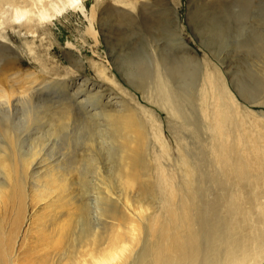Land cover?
<instances>
[{"label":"rangeland","instance_id":"obj_1","mask_svg":"<svg viewBox=\"0 0 264 264\" xmlns=\"http://www.w3.org/2000/svg\"><path fill=\"white\" fill-rule=\"evenodd\" d=\"M101 1L90 0L86 6L84 5L86 13L67 8L64 11L66 14L64 12H62L63 14L61 13L62 15L60 14V16H63L60 17L61 21L53 20L52 23L42 27V30L35 27L36 31L34 33L26 34L25 31H21L14 26L1 30L4 25L0 26V32L6 38L5 41L20 56L19 58L23 62V73L30 74L35 72L43 74L45 67V69H50L52 64H56L57 73L46 74L47 78H57L62 81L78 76V80L75 79V81H80L85 79L84 77H88L91 79V84L95 82L101 88L111 86L121 99H127V103H131V106L137 108L139 114H141L139 116L147 124L151 134L152 141L150 142L147 160L150 170L147 169V171L148 173L151 172L148 176L153 181L151 185L154 182L156 183L153 184L154 187L149 185L146 191L145 187H139L140 184L138 183L134 185H128L129 183L123 185L108 183L110 188L104 186L98 180L100 177L110 179V177H115V174L118 176V173L115 166H113L112 152L110 153L109 149L101 150L99 146L95 148V151L101 154L99 159L96 155L94 156L100 162V164L96 165L101 166L102 172L96 169L95 164L85 166L87 171V184L85 186L77 184L80 180L78 169L67 170L66 173L60 168L53 170L50 162L51 156H63L66 154L65 160L61 164L66 162L65 166H69L68 162L71 154H73L72 151H78L79 153L84 151L85 146L80 145L81 140L90 137L92 134L90 128L76 124L70 128L72 132L69 130L71 139L65 136L49 138L50 141H47L46 146L47 150L44 152L41 151L44 143L39 139L40 141L37 140L35 142L42 145L39 144L37 148L34 147L31 150L32 152L29 151L31 139L35 136L38 137L40 134L37 132V120L30 119L31 122L26 120L27 111L25 109L26 106H32V110L34 108L35 112H41L42 108H38L36 103L41 104L42 101L36 95L33 105L21 106L12 115V121L15 125L13 127H16L15 129L19 136L21 134L20 138L22 141L25 144L27 143L25 150L29 151V155H26V157H31L29 162L35 158L40 163L38 168L29 165V167L24 169L25 195L27 196H25V206L22 208V214L17 219V224L21 223L22 231L17 243L18 256L16 255L15 257L16 264H23L22 262L24 264H80L82 260L90 258V254H99H94L96 251L93 252L92 247H89L88 239H86L88 240L86 243H80L82 233L86 229L89 230L87 234L92 230L105 233L100 234L105 239V244L102 246L103 249L101 248L103 253H108L105 250H111L109 248L113 246L115 249H117L118 245L124 247L125 240L128 241L130 239L136 241L135 243L139 242L133 250L135 251L141 246L140 236L145 233L141 231L144 228L150 231L146 225H149L151 220L150 225H152L154 218H161L170 195L174 196L175 202L181 199L182 194L180 192L182 191L175 189L177 186L174 185L173 189L169 187L163 191L157 182L163 173L162 170H165L164 172L168 175L170 174L173 178L174 183L176 181L178 183V178L180 179L183 175L178 170L179 162L177 160L179 154H181L179 152L181 148L179 143L181 146L183 145L182 154L185 152L183 154L185 157H187L185 154H187L188 149L194 156L198 152L194 146L195 141L197 142L195 138L198 137L193 134L194 132L192 133V129L195 128L194 125L183 126V128L180 121L178 123L174 118H171L165 108L145 97L142 87L144 82L149 81L151 74L159 73V75L165 76L174 88H181L186 92L192 93L196 81L198 80L200 85L201 83L203 84L207 77L206 73L208 75L213 70L212 73L215 77L222 76V81L224 80L228 91L237 101L239 112L245 113L244 116H246V121L248 122L247 126L255 129V131H251V137L254 135L255 138L258 137L259 132L264 134V0ZM83 3H85V0H83ZM116 5L135 6L136 8L138 7L137 12H139L140 8H143L141 14L153 19L157 18L158 13H160L159 19H155V22L151 25L149 23V25L146 24L142 18L143 16L140 15H136V19H117L118 14L115 11L112 12L114 10L113 7ZM94 7L96 8L94 9ZM92 12L93 14L97 12L95 24L98 25L96 27L100 31L98 40L87 34L89 22L85 14L90 15ZM111 14L113 17H111ZM153 26L154 28H152ZM176 26L178 27L177 31H175ZM177 33L181 39H178ZM181 42H185L187 47H189L188 55L191 54L190 56L193 58L186 59L181 56L183 54V52H179ZM54 46H58L57 54H53V50H51ZM31 48L33 51L30 50ZM36 52L39 53V56L49 60H47L45 67H40L41 62L36 60ZM15 56L17 57L16 54ZM102 68L105 69L104 77L100 74ZM18 72V69L14 67L6 73L8 80L13 83L14 89L17 87ZM31 79L28 78L27 81L30 82L32 81ZM135 82L141 86L135 88ZM211 96L213 97V93ZM61 97H64L63 91H61ZM41 99L44 100L43 98ZM44 107L46 106L44 105ZM187 112L189 115V110ZM190 118L197 127L200 126V130H204L206 134L202 133L205 137L206 135H211L208 126L205 127L204 125V123H207L206 119L198 123L194 114L190 115ZM155 123L158 126L161 125V136H164L163 140L167 143L166 146L161 145L160 141L156 140L154 132H152L155 128L153 126ZM29 130L30 132H28ZM95 131L98 132V128H95ZM95 134L92 137L97 138L100 142L101 133ZM209 140L210 136L207 143L205 142L206 145L210 144ZM75 144L79 145L76 146ZM254 145L253 141L245 146L244 143L240 142V153L242 155L245 154V156L247 154L249 156L255 154L250 157L251 159L249 158V161H251L249 164L252 165V167L249 165V168L253 169V172L249 169L250 178L253 187L255 189L258 188L256 189L257 191H264V169L262 168L264 166V163L262 164V161H264V150L263 147ZM210 147L212 148V145ZM245 147L249 149L246 150ZM255 147L258 148V151L255 150ZM211 148H209L210 153L207 157L210 156L209 160L212 158L211 160L215 162L217 154ZM162 149L170 150L172 156H166V151L164 152ZM86 152L90 153L87 150ZM191 157L188 158L189 161H192ZM14 158L15 160L19 159L17 151ZM257 158H261L262 161ZM7 160L9 161L10 159ZM193 160H195L194 157ZM253 160L256 161L255 164L252 162ZM165 164L167 165L166 167L164 166ZM172 165L173 167H171ZM78 168H80V165H78ZM167 169H170L169 173ZM145 173L146 170L143 174H139L138 178L146 176ZM60 178L68 179L67 182L73 180L70 187L63 186L64 184ZM73 182H75L74 185ZM244 184L246 182L242 181L241 188H238V191L240 190L238 193L243 194L244 192L245 195L242 197L241 204L242 208L248 211L247 194L250 191V186L246 185L243 188ZM247 187L248 189H246ZM212 193L209 196V202H212ZM171 203H173L172 200ZM108 207L117 209L120 214L110 215L111 218L104 216V209H109ZM225 207L226 205L223 209ZM97 212L100 214L99 218L97 217ZM253 212H256V208ZM154 214L157 215L155 216ZM9 216L16 218L15 211L13 213L10 211ZM123 216L124 218H122ZM253 217H255L254 213H248L246 216L244 214L237 216L236 219L244 225L237 236L245 234L251 229ZM124 219L127 220L125 221ZM10 222H12L11 219ZM143 225L146 227H143ZM104 226L106 230L101 229ZM98 227L101 228L98 229ZM149 227L151 228L152 226ZM88 238L90 239V237ZM122 246L118 247V249L123 248ZM261 264H264V261Z\"/></svg>","mask_w":264,"mask_h":264},{"label":"bare ground","instance_id":"obj_2","mask_svg":"<svg viewBox=\"0 0 264 264\" xmlns=\"http://www.w3.org/2000/svg\"><path fill=\"white\" fill-rule=\"evenodd\" d=\"M88 2L90 0H85V3H83V0H0V26L4 25L1 30L14 26L18 27L21 31H25L26 34L34 33L36 31L35 27L42 30V27L52 23L53 20L61 21L60 17L63 16H60V14L66 11L67 8L86 13L84 5L86 6ZM134 7L116 5L113 7L114 10L112 12L115 11L118 14L116 18L121 20L136 19V15L143 16L142 18L145 23H149L150 25L160 15L158 13L157 18L153 19L141 14L143 8H140L139 12H137L138 7H135L136 9ZM96 13L93 14L92 12V14H85V16L89 22L87 34L98 40V33L100 31L97 30L96 26L98 25L95 24ZM112 14L111 17H113ZM163 18L165 19V17ZM130 22L128 23L131 24ZM163 22L165 21L163 20ZM124 24L126 23L124 22ZM177 29L178 27L176 26L175 31ZM177 36L178 39H181L178 33ZM5 39L4 35L0 32V264H16L17 243L22 231L20 227L21 223L17 224V219L22 214V208L25 206V196H27L25 195L24 169L29 167V165L38 168L40 164L35 158L29 162L31 157H26L34 147L37 148L39 144L42 145L35 141L39 139L41 142L43 141L44 144L41 147V151L44 152L47 150L46 146L49 138H57L59 136L69 138V130L76 124L88 127L92 135L90 134V137L81 140L82 142L80 141V145L85 146V150L81 153L72 151L73 154H71L68 162L69 166H65L66 162L61 164L65 160L66 154L63 156H51L52 169L58 170L60 168L64 173L67 170L73 171L78 169L80 180L77 184L85 186L87 184L85 166L100 164L94 156L96 155L99 159L101 154L95 151V148L99 146L101 150L109 149L110 153L112 152L113 166H115L118 173V176L116 174L112 178L109 176L110 179L100 177L98 180L101 184L110 188L108 183H113V185L128 183V185H134L138 183L140 184L138 186L141 188L142 186L145 187L146 191L153 182L150 180V177L148 178L151 172L148 173L147 171V169L150 170L147 160L152 140L149 127L143 122L142 117L139 116L141 114H139L138 109L131 106V103H127V99H121L111 86L101 88L95 82L91 84V79L88 77H84L85 79L82 80L79 79L80 81H77L78 76L62 81L57 78H47L46 74H55L58 69L55 66L56 64L50 65V69H45L48 59L39 56L37 52L36 60L41 62H39L40 67H45L43 74L39 72V74L35 72L25 74L22 71L23 62L20 60V56H18L17 52ZM57 47L54 46L51 49L53 50V54H57ZM179 49V52H183L182 57L186 59L193 58L190 56L191 54L188 55L189 47H187L185 42H181ZM30 50L33 51L32 48ZM14 67L19 71L16 89H14L13 83L8 80L6 74ZM100 72L104 77L105 69L102 68ZM211 73L208 75L206 73L207 77L203 84L201 83L200 85L198 80L196 81L192 93L186 92L181 88H174L170 84V81L165 76L159 75V73H156L157 75L151 74L149 81L144 82L142 90L145 92V97L148 100L165 108L171 118H174L178 123L180 121L182 127L194 125L195 128L192 129V133L194 132L193 134L198 137L195 138L197 142L195 141L194 143L198 152L193 156L190 153V149L184 148L188 149L187 154H185L187 157H185L183 155L185 152L182 154L183 145L181 146L179 143L181 147L179 152L182 155L179 154L177 160L179 162L178 170L183 175L180 179L178 178V183L177 181V184L174 183L173 178L170 174L165 173V170H162L163 173L160 175V178L157 177L159 178L157 183L163 191L169 187L173 189L177 186L175 189L182 191L180 192L182 197L179 201L175 197L177 200L175 202L174 196L170 195L169 199L165 200L166 205L164 212L162 211L161 218H154L152 225H150L152 220L149 225L145 222L150 231L145 230V228L141 231L145 233H142L143 235L140 236L141 240L139 241H141V246L137 250L133 251L139 242L135 243L136 241L130 239L131 241L125 240V248L121 245L123 248L118 249V247H121L118 245L117 249H115L113 246L109 248L111 250H105L108 253H103L102 246L105 244V239L103 235H100L103 232L99 233V231L92 230L87 234L89 230L86 229L82 233L80 243H86L89 240V247H92L93 252L96 251L94 254H99L93 255L91 252L90 258L80 260V264H261L264 261V191H257L256 189L258 188L255 189L253 187L250 178L249 163L251 161L249 160L255 154L249 156L245 152L247 154L245 156V154L242 155L240 153V142L244 143L245 146L253 141L254 146L258 145L263 147L264 150V134L259 132L258 137L255 138V135L252 136L254 138L251 137V131H255V129L247 126L248 122L246 121V116H244L245 113L239 112L240 109L237 101L228 91L224 80L222 81V76L215 77ZM28 78H32L31 83L27 81ZM75 79L77 80L75 81ZM139 86L141 85L135 82V88H139ZM61 91H63L64 97H61ZM212 93L214 99L211 96ZM36 95L42 101L41 104L36 103L38 104V108H42L41 112H35L34 108V111L32 110V106H26L27 104L33 105L32 103H34ZM21 106H26L27 121L31 122L30 119L37 120V132L40 134L38 135L39 138L35 136L31 139L29 151L25 150L27 143L25 144L22 141L20 138L21 134L19 136V133L15 129L16 127H13L15 125L12 121V115ZM143 111L145 112V110ZM192 114H194L198 123L202 122V120H207L208 125L207 123H204V125L205 127L208 126V130L211 132V135H209L210 144H205L209 136L206 135L205 137L204 134L206 133H204V130H200V126L197 127L191 121L190 115ZM256 123L258 124V122ZM153 126L155 128L152 132H154L156 140L160 141L161 145L166 146L167 143L163 140L164 136H161V125L158 126L155 123ZM95 128H98V132L95 131ZM31 133L34 134L33 131ZM95 133H101L100 142L97 138L92 137L96 135ZM231 137L233 145L231 144ZM34 142L37 144L35 145ZM75 145L78 146L79 144ZM211 145L213 149L210 147ZM209 148L217 154L215 162L211 160L212 158L209 160L210 156L207 157L210 153ZM245 149L248 150L249 148L245 147ZM257 149L255 147V150ZM86 150L90 153L86 152ZM16 151L18 152L19 159L17 160L19 161L14 158ZM162 151H166V156H172L170 150L162 149ZM163 157L165 156L163 155ZM189 157L192 158V161L188 160ZM193 157L195 160H193ZM7 159L10 160L8 161ZM257 159L262 161L261 158ZM252 162L255 164L256 161L253 160ZM263 163L264 161H262ZM78 165H80V168H78ZM164 166L166 167L167 165L165 164ZM262 168L264 169V166ZM96 169L102 172L101 166L96 165ZM145 170L146 176L138 178L139 174H143ZM169 170L167 169L168 173ZM60 180L64 184L63 186L69 187L73 181L69 180L67 182L68 179L64 178H60ZM242 181L246 182L243 188L251 182L248 185L250 186V191L247 194L248 211L242 208L241 204L242 197L245 195L244 192L241 191L243 194L238 193L240 191H238V188H241ZM74 184L75 182H73ZM211 193L213 194V198L212 202H209ZM171 200L176 204L173 205ZM160 204L162 205V203ZM225 205L226 207L223 209ZM108 208L104 209V216L111 218L110 215L115 216L120 214L117 209ZM255 208L256 212H253ZM10 211L12 213L15 211L16 218L9 216ZM248 213L255 214V217L251 220L252 227L248 232L245 231V234H241L242 237L241 235L237 236L244 225L236 218L238 215L244 214L246 216ZM96 214L99 218V212ZM122 218L120 217V219ZM10 219L12 222H10ZM149 226L152 227L150 228ZM105 228L104 226L101 229ZM131 229L133 228L131 227ZM121 238L123 239V237ZM126 245L129 246L126 247ZM22 263L24 264V262Z\"/></svg>","mask_w":264,"mask_h":264}]
</instances>
